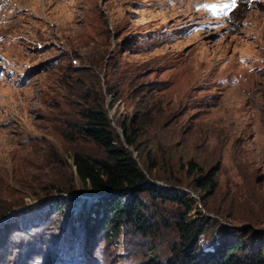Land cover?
<instances>
[{
	"label": "rangeland",
	"instance_id": "374dc122",
	"mask_svg": "<svg viewBox=\"0 0 264 264\" xmlns=\"http://www.w3.org/2000/svg\"><path fill=\"white\" fill-rule=\"evenodd\" d=\"M235 1L0 0V61L14 73L0 79V264L181 258L185 208L147 194L148 228L125 218L117 236L88 238L100 197L74 155L107 158L81 129L95 107L119 134L136 121L129 150L158 166L152 183L192 194L204 250L264 244V0ZM212 172L216 186L197 187Z\"/></svg>",
	"mask_w": 264,
	"mask_h": 264
},
{
	"label": "trees",
	"instance_id": "16d2710c",
	"mask_svg": "<svg viewBox=\"0 0 264 264\" xmlns=\"http://www.w3.org/2000/svg\"><path fill=\"white\" fill-rule=\"evenodd\" d=\"M81 117L84 121L81 126L83 132L107 153L106 159L74 155V165L84 187L100 197V201L96 203L99 208L85 225L89 239L94 236L97 228L105 235H109L108 232L112 230L114 236H117L125 218H128L129 222L134 221L137 228H148L146 223H143L140 211L142 205L140 196L147 194L153 199L173 200L185 208V212L180 214L178 224L182 237L178 249L181 258H177L175 264H264V244L258 248L253 245L252 249H249L247 245L230 244L221 239L219 242L213 240L212 249L204 250L200 245V238L207 230L201 223L196 221L190 223L187 220L195 205L192 194L180 193L173 188H159L151 182L152 178H156L154 174L158 166L151 159L143 161L140 158L141 166L133 152L129 150L132 148L138 152L137 132L131 127L136 121L128 123V120H125L120 123L122 134H119L112 127L108 114L101 108H88ZM140 156L143 155L140 153ZM194 168L190 167V173L194 172ZM216 174L217 172H212L208 178L197 179L195 181L197 187L203 190L214 188ZM61 211L60 209V213ZM8 213H0V216L5 217ZM82 216L80 213L79 218ZM70 226L75 236L77 230L75 226Z\"/></svg>",
	"mask_w": 264,
	"mask_h": 264
},
{
	"label": "clouds",
	"instance_id": "9594fccd",
	"mask_svg": "<svg viewBox=\"0 0 264 264\" xmlns=\"http://www.w3.org/2000/svg\"><path fill=\"white\" fill-rule=\"evenodd\" d=\"M237 5H238L237 2L235 1L234 6H232V3L227 5V6L233 8V9H237ZM212 15H213V17L218 18L219 16H222V13L220 11L214 10L212 12ZM13 74L14 73L12 71L8 72L6 67L0 61V79H3L4 77H8L9 79H11ZM27 262H28V260L23 261L24 264H28Z\"/></svg>",
	"mask_w": 264,
	"mask_h": 264
},
{
	"label": "snow or ice",
	"instance_id": "6c2138e0",
	"mask_svg": "<svg viewBox=\"0 0 264 264\" xmlns=\"http://www.w3.org/2000/svg\"><path fill=\"white\" fill-rule=\"evenodd\" d=\"M234 4H235V0H232V6H234Z\"/></svg>",
	"mask_w": 264,
	"mask_h": 264
}]
</instances>
